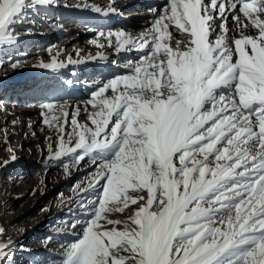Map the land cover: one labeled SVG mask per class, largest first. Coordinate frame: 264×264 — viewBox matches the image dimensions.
Wrapping results in <instances>:
<instances>
[{
    "label": "snow or ice",
    "instance_id": "snow-or-ice-1",
    "mask_svg": "<svg viewBox=\"0 0 264 264\" xmlns=\"http://www.w3.org/2000/svg\"><path fill=\"white\" fill-rule=\"evenodd\" d=\"M56 4L0 0V45H14L17 25ZM95 10L119 14L115 0ZM151 11L139 34L98 33L140 56L91 94L90 124L79 122V105H40L57 132L46 159L68 157L66 171L86 158L96 165L75 186L89 193L73 201L86 218L69 225L76 239L49 264H264V0H169ZM60 55L36 67L81 63ZM131 205L127 220L110 218ZM12 255L11 239H0V264Z\"/></svg>",
    "mask_w": 264,
    "mask_h": 264
},
{
    "label": "rangeland",
    "instance_id": "rangeland-1",
    "mask_svg": "<svg viewBox=\"0 0 264 264\" xmlns=\"http://www.w3.org/2000/svg\"><path fill=\"white\" fill-rule=\"evenodd\" d=\"M147 1L146 4L152 8L164 3L162 0L158 3ZM29 20L35 23L24 24L32 25L38 21L30 15ZM41 30L37 28L36 33ZM77 30L81 33L83 29ZM34 45L37 46L36 42ZM24 47L19 38L14 45H9V50L0 45V59L5 54L22 53L26 51ZM21 73L17 72V76ZM68 76H62L53 83L49 79H43L44 83L37 79L26 81L28 78L20 81L15 76L9 80L4 76L8 83L0 86V160H8L13 154L17 157L15 162L0 167V227L5 230L3 236L13 242V255L8 258L7 264H49L52 260H59L64 251L62 245L76 239L73 235L75 230L70 229L69 225L76 219L86 218L79 203L73 201H79L89 193H81L75 186L79 184L83 188L88 174L94 171L96 165L86 158L78 167L69 164L70 171H66L63 164L68 157L56 161L46 159L48 145L56 147L57 132L54 127L43 123L40 105L50 102L48 95L52 89L62 87L65 91L69 90ZM80 79L78 92L79 106L82 108L92 94L84 89L83 83H96L98 79L91 76H81ZM38 81L43 86L39 87ZM57 101L68 103L69 98L64 96ZM68 110L71 120V109ZM86 119V116L78 117L79 122ZM135 208V205H131L123 213H112L110 218L127 220ZM49 236L53 239L48 241L46 247L45 241Z\"/></svg>",
    "mask_w": 264,
    "mask_h": 264
},
{
    "label": "bare ground",
    "instance_id": "bare-ground-1",
    "mask_svg": "<svg viewBox=\"0 0 264 264\" xmlns=\"http://www.w3.org/2000/svg\"><path fill=\"white\" fill-rule=\"evenodd\" d=\"M162 1L164 3L161 6L152 8L146 4L147 0H115L119 14L110 13L105 15L95 9L106 8L111 0H57L56 6L49 7L46 12L30 13L32 19L33 17L38 19L36 24L16 26L17 32L24 31L20 33L18 38L19 40L22 39L26 51L10 54V56L5 54L4 57H1L0 86L2 83H8L4 80V76L9 77V80L15 76L20 81L25 78H28L26 81L40 80L41 82L44 81L43 79H49L53 83L54 80L69 75L68 78L72 81L70 86L67 84L69 90L65 91L62 87L54 88L48 95V99L57 101L65 96L69 98V105L81 104L79 103L80 96L78 92L81 76H91L98 79L96 83H83L84 89L93 93L102 82L106 81L105 79L127 72L130 68L129 61H135L140 56V53L135 50L132 52L116 51L114 47H109L107 40L103 36H99L98 33L125 30L129 33L139 34L145 28L151 26L153 20L151 10L155 9L159 12L169 3V0ZM204 2H207V0H204ZM42 18H44V22L41 21ZM228 27L229 29L234 27L231 16L228 18ZM37 28H42V30L36 33ZM79 28L83 29L81 33L77 30ZM26 29L31 31H26ZM169 30L173 31L172 28ZM217 31H220L219 27ZM173 35L182 40L180 33L173 32ZM93 39H96L97 43L94 44ZM35 42L37 46L34 45ZM97 44L103 45V47H98ZM181 46L183 47V42ZM1 47L10 49L9 45H1ZM49 49H51V54L48 51ZM57 51L61 54L59 59L66 60L70 56L73 60H80L81 63L66 64L64 68L59 70L36 67L41 61L49 63L52 55ZM111 59L113 62H111ZM15 61H21L22 63L19 67L13 68L10 64ZM19 71H22V73L17 76ZM10 74H12L11 77L8 76ZM39 85L41 87L43 83L39 82ZM84 107L81 108L82 116L80 115V118L86 116L83 111ZM80 123L88 124V120L80 121ZM0 239L7 240L5 236L0 237Z\"/></svg>",
    "mask_w": 264,
    "mask_h": 264
}]
</instances>
